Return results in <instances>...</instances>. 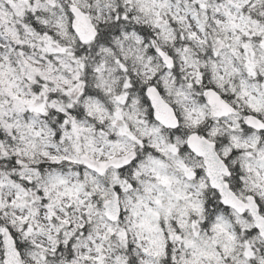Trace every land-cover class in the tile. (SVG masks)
I'll use <instances>...</instances> for the list:
<instances>
[{"label": "clouds", "instance_id": "1", "mask_svg": "<svg viewBox=\"0 0 264 264\" xmlns=\"http://www.w3.org/2000/svg\"><path fill=\"white\" fill-rule=\"evenodd\" d=\"M262 28L264 0H0V264H264Z\"/></svg>", "mask_w": 264, "mask_h": 264}, {"label": "snow or ice", "instance_id": "2", "mask_svg": "<svg viewBox=\"0 0 264 264\" xmlns=\"http://www.w3.org/2000/svg\"><path fill=\"white\" fill-rule=\"evenodd\" d=\"M25 2H27V0H25ZM229 2H231V0H229ZM9 3L12 4V5L15 7V0H9ZM199 6H200L201 8H205V7H206V5H205L203 2H201V3L199 4ZM33 10H34V9H33ZM73 11H75V9H73ZM18 14H22V10H21V12H19ZM224 15L227 16L228 13L226 12V13H224ZM217 23H219V21H217ZM253 23H255V21H253ZM233 27H235V25H234ZM261 31L264 32V28H262ZM246 35H248V34H246ZM82 38H83V37H82ZM261 46L264 47V42L261 43ZM242 47L245 48V49H247V48L250 47V45H249L248 43H244V44L242 45ZM248 72H249L250 75H253V76L255 75L254 67H253L251 64L248 66ZM24 103L28 104V106H29V108H30L31 111H36V112L42 111V107H43V106H36V105H34L33 102H30V101H25ZM250 107H253V111H258V109L255 108L254 106L250 105ZM65 123H67V121H65ZM248 123H249V125H251L252 127H256V128H260V129H264V122H261V121H259V120H255V121H254V120H252V118H249ZM2 138H3V137H0V139H2ZM42 154H43L44 156H48L47 153H42ZM49 159H51V160H53V161L56 160L55 157H49ZM20 163H21L20 161L15 160V159L12 161V165H13V166H19ZM115 166H116V167H120V165H115ZM89 167H93V166H92V165H89ZM103 167H104V166L101 165L100 168H95V171H96L97 173L103 175V171H102ZM37 174H38V173H37ZM14 182H15V177L12 178V180L10 181V183H14ZM58 182L61 183V184L65 183V181H63L62 179H60ZM31 184H32L31 178H29L27 181L23 182L22 184H15V187H16L17 190H18V191H17V199L20 198V193H23L25 197L28 196V194H29L28 186L31 185ZM129 187H131V185H129ZM214 187H215V185H214ZM71 191H72L71 189H66V192H67L69 195H71ZM116 191L119 192L120 189L117 188ZM86 195H91V194H90V193H86ZM41 197H43L42 203H43L44 208L50 210L51 207H52V205H51V204L48 202V200H47V189H45L43 192H38V193H37L36 199H41ZM80 203L82 204L83 201H81ZM106 203H107V202H106ZM229 203H231V202L228 201V200H225V201H224V204H226V205L229 204ZM13 204H15V201H13ZM233 206H235V205H233ZM65 215H67V213H65ZM108 215H109V219H111V220H116V219L118 218V216H116V215H112L111 213H109ZM253 215L255 216V213H253ZM54 216H55V213H54V212H50V213H49V216H48V219H49V220H52V219L54 218ZM25 219H26V218H25ZM257 219L260 220L261 222H259V223H257V224L255 225V228L253 229V231H257V230H258L259 233H260V235H261V236H264V218H262V217H257ZM24 222H25V220H22V223H24ZM63 223H68V221L65 220V221H63ZM82 227H83V226H82ZM4 231H5L4 229H0V232H4ZM28 231H31L30 226H28ZM28 231L25 232V235L28 234ZM111 231H112L111 228H109V232H111ZM50 239H51V238H50ZM175 239L179 240L180 237H179V236H176ZM4 242H5V244L9 245V247H11L12 237H8ZM66 243H67V241H66ZM163 250H164V249H163V246H161V247H160V250L157 251V252H154L153 254H154V255H160V254L163 252ZM100 251H101V249H100V248H97V252H100ZM245 254H246V255H249L250 253L246 252ZM172 259L175 260V256H174V255L172 256ZM101 260H102V257H98V259H97V264H101ZM4 264H11V262H10L9 260L5 259ZM117 264H120L119 259H118V261H117ZM185 264H191V262H185Z\"/></svg>", "mask_w": 264, "mask_h": 264}]
</instances>
